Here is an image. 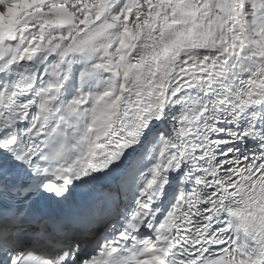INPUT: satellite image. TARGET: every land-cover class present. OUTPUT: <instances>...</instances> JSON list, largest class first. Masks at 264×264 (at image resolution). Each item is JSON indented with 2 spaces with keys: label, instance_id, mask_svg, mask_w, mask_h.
Returning <instances> with one entry per match:
<instances>
[{
  "label": "snow or ice",
  "instance_id": "snow-or-ice-1",
  "mask_svg": "<svg viewBox=\"0 0 264 264\" xmlns=\"http://www.w3.org/2000/svg\"><path fill=\"white\" fill-rule=\"evenodd\" d=\"M0 264H264V0H0Z\"/></svg>",
  "mask_w": 264,
  "mask_h": 264
}]
</instances>
